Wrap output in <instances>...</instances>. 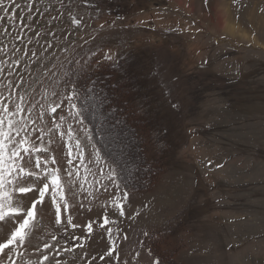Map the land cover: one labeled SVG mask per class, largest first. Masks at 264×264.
I'll list each match as a JSON object with an SVG mask.
<instances>
[{"label":"rangeland","instance_id":"374dc122","mask_svg":"<svg viewBox=\"0 0 264 264\" xmlns=\"http://www.w3.org/2000/svg\"><path fill=\"white\" fill-rule=\"evenodd\" d=\"M201 2L4 0L0 118L5 102L22 110L9 117L15 127L3 129L11 139L0 155L16 184L0 197L10 194L23 214L37 188L51 185L49 173L59 188L53 203L50 187L24 243L0 253V264H155L152 250L172 252L176 264H264V0ZM219 8L239 29H224ZM92 57L107 62L114 90L141 121L154 167L143 191L113 180L65 99L72 61ZM101 100L91 98L89 108ZM97 118L96 137L129 168L131 132L124 127L121 136L110 117L101 125ZM13 148L19 156L11 157ZM20 167L33 174L23 182ZM0 203L7 214L9 201ZM18 223L0 222V242Z\"/></svg>","mask_w":264,"mask_h":264},{"label":"trees","instance_id":"16d2710c","mask_svg":"<svg viewBox=\"0 0 264 264\" xmlns=\"http://www.w3.org/2000/svg\"><path fill=\"white\" fill-rule=\"evenodd\" d=\"M66 83L70 93H75L73 102L76 105L77 112L80 113L79 116L86 124L88 135L92 143L98 149L102 158L110 163L114 180L126 190L138 191L147 189L152 183L151 175L154 171V167L146 160L143 149L145 137L142 132L141 121L133 116L131 109L126 104L127 101L123 99L121 94L122 90H117L118 93L114 90L115 87L120 86L115 81H111V71L107 64L99 62L95 58H89L74 63L66 76ZM91 98L99 101L102 99L99 104L94 103L95 107L98 105L97 109L91 110L89 108L87 102L91 100ZM84 109L96 113H94L92 118H89L84 113ZM95 115L99 117L96 119V121H99V125H101L107 117H110L113 126L118 129L120 128V135L122 134L121 131L125 130V128L127 131L129 130L131 132L133 139L123 136L126 138L127 146H129L126 151L127 156L123 158V161H127L126 163L130 164L129 168L132 165L134 166L133 172L128 170V166L126 167L123 162L122 165L118 166L119 161H116V159L107 152V146H111V144L107 143V138L96 137L99 130L97 131L91 124ZM152 254L155 264H176L172 252L161 255L156 253L155 250H152Z\"/></svg>","mask_w":264,"mask_h":264},{"label":"snow or ice","instance_id":"6c2138e0","mask_svg":"<svg viewBox=\"0 0 264 264\" xmlns=\"http://www.w3.org/2000/svg\"><path fill=\"white\" fill-rule=\"evenodd\" d=\"M9 2L11 3V0H9ZM3 3H4V0H0V6H3ZM4 10H5V12H7L8 8L5 7ZM105 59L109 60V59H111V57L105 56ZM74 95H75V93L73 92V94L67 95L65 97V99L72 106V108L76 107V105L73 102L74 101ZM60 107H61V105L59 103H57L54 107L51 108V111L53 113H56L57 109ZM173 107H176V105H173ZM21 110L22 109L20 108L19 105H15V111L14 112L10 111V106L8 105L7 102H5V104L3 105L2 118H0V137L3 138V139H0V153H2L5 150L4 141L11 139V133L6 132L3 129L5 128V126L9 130L12 129L13 127H15L14 122L9 117H10V115H15L16 112H19ZM79 115H80L79 112L75 113V116L78 117ZM58 118L62 119V120L66 119V117L63 114H59ZM16 134L19 135V131H17ZM26 143H27V141L24 139H21L19 141L20 145H24ZM77 148H79V143H77ZM24 151H28V149L24 148ZM19 154L20 153L15 148H13V151L11 152V157H17V156H19ZM69 155H71V152H69ZM55 162L56 161L53 160V163H55ZM4 163L5 162L3 160V156L0 155V191H3L7 184H16V181H9L8 180V176L12 175L13 171H12L11 166L5 168ZM69 163H71V161H69ZM31 175H33V174L28 173L27 175H25L24 168L20 167L19 172L17 174V180H20L23 182L27 179L28 176H31ZM49 175H52L51 185H49L48 183H43L41 181V183H43V187L37 188L38 196L33 198V201L31 203L30 207H28L26 210H24L23 214H21V211L19 209H16L12 206L10 194L5 193L2 197H0V199L9 201L7 214H5L4 205L2 203H0V222L5 221L6 218L9 221H11L12 219H15L16 221L19 222L18 226L13 225L14 230L11 231V238L6 237V240H7L6 243L0 242V253H3L4 257H7V252L12 251V248L10 247L11 245H13V244L22 245L24 243L26 230L29 228L31 223L34 221L36 210L38 209V206L41 205L42 202L44 201L45 194L49 191L50 187H51L53 194H54L53 195V203H55L54 197H55L56 190L59 188V182H58L54 172L49 173ZM68 175L71 176L72 173L69 172ZM15 190L20 192V193H30L33 191L31 186H17L15 188ZM61 198H63L62 195H61ZM66 206L67 205H65V207ZM61 211H62L61 206L58 205L56 208L57 222H59ZM121 214H123V213L121 212ZM69 223H71V221H69ZM73 227H75V225H73ZM89 227H91V226H89ZM77 239H79V238H77ZM45 247L47 248L49 246L47 244H45ZM9 259H11V258H9ZM44 259L47 260L48 257L44 256Z\"/></svg>","mask_w":264,"mask_h":264},{"label":"bare ground","instance_id":"6f19581e","mask_svg":"<svg viewBox=\"0 0 264 264\" xmlns=\"http://www.w3.org/2000/svg\"><path fill=\"white\" fill-rule=\"evenodd\" d=\"M194 3L197 4L198 6L202 5L201 0H194ZM224 8V7H223ZM222 11H224V9L219 8V18L221 20V24L223 25L224 29H239L238 25H236L235 23L231 22V19H227L225 18V14H222Z\"/></svg>","mask_w":264,"mask_h":264}]
</instances>
